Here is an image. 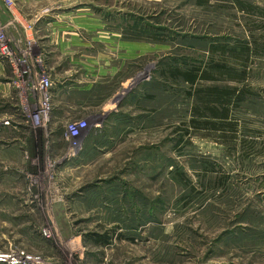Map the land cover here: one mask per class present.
Listing matches in <instances>:
<instances>
[{"label": "rangeland", "instance_id": "1", "mask_svg": "<svg viewBox=\"0 0 264 264\" xmlns=\"http://www.w3.org/2000/svg\"><path fill=\"white\" fill-rule=\"evenodd\" d=\"M68 1H0V264H264V0Z\"/></svg>", "mask_w": 264, "mask_h": 264}, {"label": "crops", "instance_id": "2", "mask_svg": "<svg viewBox=\"0 0 264 264\" xmlns=\"http://www.w3.org/2000/svg\"><path fill=\"white\" fill-rule=\"evenodd\" d=\"M21 1H24L23 4H26V5L22 7L21 3L18 4L17 11H16V13H18V17H15L12 14V12L11 14H9L8 12L6 16L8 18H11V15H12V21H15L18 25H23L25 23L26 17L33 12V10L31 9L35 10L37 9L36 8L37 6L40 7L41 5H49V7L51 6L53 8L54 6L57 7L56 5L59 4V8H58L59 10H67V9L69 10V8L71 7L68 0H21ZM56 14H57L56 12L55 13L51 12V13L46 14L44 18L40 19L41 21L38 26L44 25L45 23L49 22L51 26L50 28L52 29L46 28L47 32H44V33H51V35L48 37L52 39H56L58 41L65 39V37L67 36L74 37V38H70V40L75 41L76 35L72 32L73 30L74 31L77 30L76 26H78V22L82 23L83 27L93 26L91 19L75 17V16L74 17H71V16L60 17V16H57ZM84 29H85L84 31L87 32V29L86 28ZM41 31L42 30L40 29L39 32Z\"/></svg>", "mask_w": 264, "mask_h": 264}, {"label": "built area", "instance_id": "3", "mask_svg": "<svg viewBox=\"0 0 264 264\" xmlns=\"http://www.w3.org/2000/svg\"><path fill=\"white\" fill-rule=\"evenodd\" d=\"M4 5L5 7L7 8H11L12 7V0H0ZM6 50L5 46L3 47L2 46V50ZM39 90H40V94L42 96V100L44 101L43 105H41L40 107V110L38 111V115L40 113L43 114L44 116H41V119L46 117V114H47V111H48V107H47V102H48V99L50 98L49 97V89H50V82L48 81V79L46 77H43L42 79H40L39 81ZM85 124L84 123H81V124H78V123H75L74 125H72L70 127L71 129V133H74V134H78L82 128H84ZM3 257H7V258H3ZM20 258L17 257L16 255L14 256H10V255H2L0 256V261L2 260H9L10 262L12 261H15L17 262Z\"/></svg>", "mask_w": 264, "mask_h": 264}, {"label": "trees", "instance_id": "4", "mask_svg": "<svg viewBox=\"0 0 264 264\" xmlns=\"http://www.w3.org/2000/svg\"><path fill=\"white\" fill-rule=\"evenodd\" d=\"M200 2H203V3H201V5H205L206 3L209 2V0H200ZM182 76L184 77V80L187 83H191V84L195 81V78H196L195 75H193V73H191V72L185 73V74L183 73ZM103 241H104L103 237H97V239H95V242H97V243H102Z\"/></svg>", "mask_w": 264, "mask_h": 264}, {"label": "bare ground", "instance_id": "5", "mask_svg": "<svg viewBox=\"0 0 264 264\" xmlns=\"http://www.w3.org/2000/svg\"><path fill=\"white\" fill-rule=\"evenodd\" d=\"M2 51H4V49ZM3 258H7V257H3Z\"/></svg>", "mask_w": 264, "mask_h": 264}]
</instances>
